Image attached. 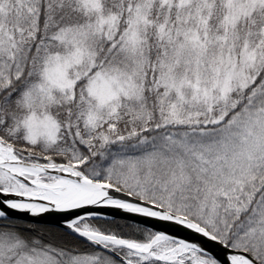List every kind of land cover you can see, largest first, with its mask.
<instances>
[{
	"label": "snow or ice",
	"instance_id": "obj_1",
	"mask_svg": "<svg viewBox=\"0 0 264 264\" xmlns=\"http://www.w3.org/2000/svg\"><path fill=\"white\" fill-rule=\"evenodd\" d=\"M0 264H264V0H0Z\"/></svg>",
	"mask_w": 264,
	"mask_h": 264
}]
</instances>
